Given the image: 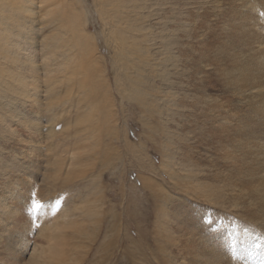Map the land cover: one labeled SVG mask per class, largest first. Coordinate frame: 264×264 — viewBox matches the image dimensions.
I'll return each mask as SVG.
<instances>
[{
  "label": "bare ground",
  "instance_id": "obj_1",
  "mask_svg": "<svg viewBox=\"0 0 264 264\" xmlns=\"http://www.w3.org/2000/svg\"><path fill=\"white\" fill-rule=\"evenodd\" d=\"M91 2L0 0V264H72L70 241L103 223L105 249L115 242L121 213L109 201L92 223L62 227L65 214L39 230L38 245L29 243L25 181L40 173L53 192L90 173L75 154L37 159L39 140L54 137L60 104L76 111L64 129L75 130V148L90 143L112 173L111 153L122 143L116 163L134 169V189L151 192L148 216L132 203L123 209L145 216V225L155 218L141 236L154 248L135 244L143 255L131 252V264H264V0ZM90 14L99 18L96 33ZM100 41L111 84L99 69ZM130 111L139 143L130 138ZM83 190L99 202L101 190Z\"/></svg>",
  "mask_w": 264,
  "mask_h": 264
},
{
  "label": "rangeland",
  "instance_id": "obj_2",
  "mask_svg": "<svg viewBox=\"0 0 264 264\" xmlns=\"http://www.w3.org/2000/svg\"><path fill=\"white\" fill-rule=\"evenodd\" d=\"M88 2L89 8H92L91 0H88ZM90 15L92 16V14ZM93 15L94 16L90 17L91 26L89 25L87 26V28L92 33H96L100 29L97 26L99 23V18L96 14ZM99 44L100 45H98V52L100 53L96 52V54L98 53L97 57H102L103 59L100 60V64L103 65L99 66V69L103 72L106 68L105 74L102 75L106 76V79H109L111 84L113 83L114 76L112 75V71L110 69V58L108 57V52L103 42L100 41ZM103 56L105 58H103ZM63 103H65L64 100ZM69 111L71 112L70 115L67 114ZM58 112V118L60 116L61 118L57 120L58 125L55 127L56 130L53 135L54 137L53 139L46 142L41 141L42 138L41 140H39L38 143L41 144L37 145H40L42 150L39 154H37V159L40 158V161H46V159L53 160L55 156H58L59 159H64L68 157L69 153L72 155L75 154V163L81 164L82 168L87 170L88 173L90 171V173H86L88 174V177H86L87 180L82 181V173L78 171V175L74 176V178L76 179V182L74 183H76L77 185H73V183L68 184L69 182H71L69 181L65 185L59 184L53 190V192H50L49 186L45 185L42 182H39L41 180L40 173H36L31 181L28 179L25 181L26 184H29V190L26 191L24 189V191L25 194H27L25 195L26 198L30 201V205L28 208L30 211V217H32V224L34 225V235L30 236L31 240L29 241V243L33 246L38 245L37 243L41 241L37 237L39 230L42 229L43 226H50L58 217L64 218L65 214H67L68 218H64V220H61L62 227H74V225H71L70 221L79 218L92 223L98 205L100 204V206L103 208L102 213H104L105 210H107L109 201H111L112 203H114L116 210L121 213L120 218L117 219V230L115 232V242H112L113 246L111 245V247H109L110 249H105L107 238V224H100L96 234H94V231H90L85 235L78 234L77 237L70 241V248L73 249L72 256H75L72 264H89L90 260H92V262L94 261V258L96 260L95 264H131V252H135V255L137 254L138 256L143 255L139 251L136 252L132 250V248H134L135 244H139L140 242H142L141 236L144 235L146 226H150L152 223H154L155 218L152 219V217L149 216V218L147 219L148 222L145 225V216L138 215L137 217L131 216L130 218H128L127 215L123 212V209L127 206L128 203H132V209H135L136 212H139V214L141 215L146 214V216H148L152 213V209L149 206L150 200L147 198L151 194V192L137 188L136 186V189H134L131 186V183H133V179L135 180L136 176L135 173H131L134 171V169L129 167L127 172L126 168L128 167V165L119 162L118 164L116 163L120 156L123 155V153L126 151L122 143L117 142L116 144L119 143V145H116L117 151L111 153V155L113 156L112 164L114 170L118 166L120 171L117 172L113 170L112 173H109L107 171V166L111 163V161L104 157L94 156L90 143H79L78 146L80 147V150L76 151L78 146L75 148L74 141L72 140L73 137H71L74 134L73 132L75 130L71 132L64 131L69 120L71 122L75 120L76 111L71 110L69 106L64 107V105L60 104V106L58 107ZM128 113H132L131 117L129 114L126 115L129 119L127 122V127L130 132L131 141L139 143L136 136L141 133V125L140 123H138V116H136L137 112L130 111ZM122 116L123 114L118 115V118L120 119V125H122L123 122V120H121L123 119ZM43 132L46 133V130L44 129ZM103 140L104 139L102 138V141ZM150 152L155 157V165L159 167V156L156 155L155 151L152 148H150ZM101 159H103V161ZM131 160L132 159L126 157L125 163H129L131 162ZM83 183L89 184V188H97L102 191L101 197L98 194L96 195V197L99 198V202L97 204H94V202H92L94 200V196H91L88 191L83 190ZM109 187H111V191H109V193L107 194ZM138 187H140L139 183ZM102 202H104L105 204L102 205ZM37 203L42 205V207H40L38 210H35L34 205H36ZM93 229L94 227H91L88 230ZM67 235L69 237L74 236L72 230H67ZM146 242L147 244H144V242H142V244H144V247H153L154 244L152 242ZM80 256L84 257V263L79 262L81 260ZM137 263L141 264L140 262ZM17 264L26 263L18 262Z\"/></svg>",
  "mask_w": 264,
  "mask_h": 264
},
{
  "label": "snow or ice",
  "instance_id": "obj_3",
  "mask_svg": "<svg viewBox=\"0 0 264 264\" xmlns=\"http://www.w3.org/2000/svg\"><path fill=\"white\" fill-rule=\"evenodd\" d=\"M40 207H42V205H40L39 203H37L36 205H34V209L38 210Z\"/></svg>",
  "mask_w": 264,
  "mask_h": 264
}]
</instances>
